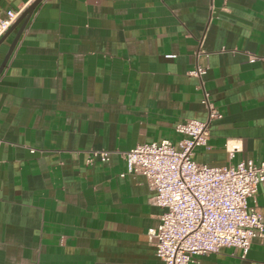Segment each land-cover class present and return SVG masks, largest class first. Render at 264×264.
<instances>
[{"label":"crops","instance_id":"1","mask_svg":"<svg viewBox=\"0 0 264 264\" xmlns=\"http://www.w3.org/2000/svg\"><path fill=\"white\" fill-rule=\"evenodd\" d=\"M34 1L0 0V16ZM201 86L221 117L194 159L264 161V0L38 4L0 75V264H164L147 236L163 209L122 154L208 120ZM249 202L264 215V184ZM196 259L264 264V238Z\"/></svg>","mask_w":264,"mask_h":264},{"label":"built area","instance_id":"2","mask_svg":"<svg viewBox=\"0 0 264 264\" xmlns=\"http://www.w3.org/2000/svg\"><path fill=\"white\" fill-rule=\"evenodd\" d=\"M28 7L10 9L0 16V39ZM206 70L197 65L189 73L202 81ZM201 87L208 120L178 123L176 132L183 137L176 144L164 139L122 154L127 163L122 176L144 175L154 191L153 202L163 209L158 227L150 229L147 236L164 264H200L197 256L222 248L240 249L245 256L255 238H264V215L249 202L264 184V161L248 159L213 166L194 159L196 148L208 144L211 121L221 117L209 93ZM96 160L109 161L110 152L90 149L87 162Z\"/></svg>","mask_w":264,"mask_h":264},{"label":"water","instance_id":"3","mask_svg":"<svg viewBox=\"0 0 264 264\" xmlns=\"http://www.w3.org/2000/svg\"><path fill=\"white\" fill-rule=\"evenodd\" d=\"M42 1L43 0H35L25 10V12L16 21V23L10 28V30L0 39V43H1V41H3L7 37V35H9L16 27H18L20 24H22L20 29H19V31H18V33H17V35H16V37H15V39H14V41H13V43H12V45H11V47H10V49H9V52L7 53V56H6L5 60H4V62L0 66V75L3 72V70H4V68H5L6 64H7V61L9 59L10 55L12 54V52H13V50H14L17 42H18V39H19V37H20V35H21L22 31H23V29L25 28L27 22L29 21L31 15L33 14V12H34L35 8L37 7V5L40 4Z\"/></svg>","mask_w":264,"mask_h":264}]
</instances>
